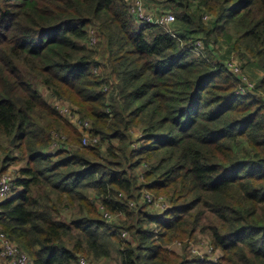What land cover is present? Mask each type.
<instances>
[{
  "label": "trees",
  "instance_id": "obj_1",
  "mask_svg": "<svg viewBox=\"0 0 264 264\" xmlns=\"http://www.w3.org/2000/svg\"><path fill=\"white\" fill-rule=\"evenodd\" d=\"M143 1L170 30L126 0H0V175L24 163L1 230L32 264H264V0ZM224 45L263 73L255 92L237 94ZM42 85L90 122L88 146ZM199 232L216 261L191 254Z\"/></svg>",
  "mask_w": 264,
  "mask_h": 264
},
{
  "label": "built area",
  "instance_id": "obj_2",
  "mask_svg": "<svg viewBox=\"0 0 264 264\" xmlns=\"http://www.w3.org/2000/svg\"><path fill=\"white\" fill-rule=\"evenodd\" d=\"M126 2L129 12L135 17V20L139 25L157 24L163 28L170 30V25L175 21L174 13L168 9H163L159 5L147 4L143 0H126ZM100 38L101 37L98 30L95 27H91L89 30V36L87 38L86 45L91 48L100 41ZM191 45H193V47L197 50H202L204 48V44L201 39L192 42ZM226 65L229 70H232L236 75H238V69L230 63V60L228 61V63H226ZM95 71H98V69L95 68ZM241 79L246 80L247 78L242 76ZM242 82L243 85L239 88L237 94H245L247 92H251V84L249 83V81ZM57 109L84 133L82 144L84 146H88L91 142V139L89 138V130L91 128L90 122L88 120H83L81 115L77 111V107L73 105H61L57 106ZM58 147V143H55L53 147H51L50 151L55 152L57 151ZM16 179L17 176L9 172H5L0 175V198H10L17 193L18 189L15 184ZM147 197L149 199L151 198L149 195ZM105 217H107L108 221L113 220V216H110L108 214H105ZM0 242V254L8 261L9 264H32L29 254L20 250L18 245L2 231H0ZM81 264L95 263L83 258L81 259Z\"/></svg>",
  "mask_w": 264,
  "mask_h": 264
},
{
  "label": "rangeland",
  "instance_id": "obj_3",
  "mask_svg": "<svg viewBox=\"0 0 264 264\" xmlns=\"http://www.w3.org/2000/svg\"><path fill=\"white\" fill-rule=\"evenodd\" d=\"M97 44L95 46H97ZM92 48H95V47H92ZM215 49H217L216 54H220L219 56L226 57L225 58V60H227L226 63H228V61L230 60V63L238 69L237 74L240 77L244 76L245 78H247L246 80H242V81H245V82L249 81V83L251 84V92H255L256 85L259 84L263 73L260 70L256 69L255 66L252 65V63L249 60L243 58L237 51L236 52L234 51L232 54H228L226 51V50H228L227 45H224L222 47L216 46ZM107 54L108 53H106V52L104 54L102 51L99 54L98 58H101V60H104V59L106 60ZM39 88H40V91L43 94V96L46 98V100L50 104L55 106L56 108H57V106H61V105H68V106L73 105L64 99H58L57 97H55L51 93V91H48L43 85L40 86ZM61 115L63 117H65L63 114H61ZM1 139H2V143L6 146L8 140L5 137H2ZM20 164L21 165H19V164L18 165H11V167L7 171H11V174L15 175V173H18L20 167L24 166V163H20ZM90 195L93 196V192H91ZM144 195H145V198H148L147 197L148 195L146 194V192ZM166 205H168V204H167V201L164 199H158L156 201L154 200L153 202L149 203V210L152 213L162 214L164 212V210L166 209L165 208ZM113 219L117 220V218L114 216H113ZM169 247L172 249H175L179 253H182V251H180L182 248V245L180 243H172ZM189 250L194 257H196L200 260L209 256L210 259L215 261L219 257L218 256L219 250L213 249L209 237L203 233H200V232L197 233V237L191 241V244L189 246ZM114 255L116 256V254H114ZM90 261L94 262L95 264H117V260L114 258L102 259V261H98V262L95 260H90Z\"/></svg>",
  "mask_w": 264,
  "mask_h": 264
},
{
  "label": "crops",
  "instance_id": "obj_4",
  "mask_svg": "<svg viewBox=\"0 0 264 264\" xmlns=\"http://www.w3.org/2000/svg\"><path fill=\"white\" fill-rule=\"evenodd\" d=\"M19 165H21V164H19ZM11 167V166H10ZM9 167V168H10ZM23 167V166H22ZM22 167H20V168H22ZM20 170V169H19ZM6 172H9V173H11V171H6ZM15 172V171H14ZM18 175V173H15V176H17ZM19 191H21V189L19 190ZM17 193H18V191H17ZM11 198V197H10ZM7 199H9V198H0V202H3V201H5V200H7ZM0 231H1V226H0ZM0 250H1V242H0ZM181 251V250H180ZM220 255V252L218 253V256ZM209 257V256H208ZM209 259H210V257H209ZM212 260V259H211ZM214 261V260H213ZM216 261V260H215ZM0 264H9L8 263V261L5 259V258H3L2 256H1V254H0Z\"/></svg>",
  "mask_w": 264,
  "mask_h": 264
},
{
  "label": "water",
  "instance_id": "obj_5",
  "mask_svg": "<svg viewBox=\"0 0 264 264\" xmlns=\"http://www.w3.org/2000/svg\"><path fill=\"white\" fill-rule=\"evenodd\" d=\"M12 142H14V140H12Z\"/></svg>",
  "mask_w": 264,
  "mask_h": 264
}]
</instances>
